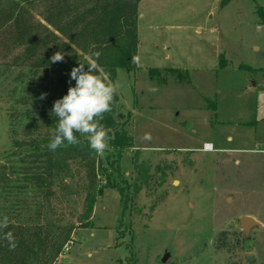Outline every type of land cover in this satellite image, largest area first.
<instances>
[{
	"label": "rangeland",
	"instance_id": "obj_1",
	"mask_svg": "<svg viewBox=\"0 0 264 264\" xmlns=\"http://www.w3.org/2000/svg\"><path fill=\"white\" fill-rule=\"evenodd\" d=\"M67 4L78 17L94 0ZM24 8L78 57L101 52L96 42L106 33L80 36L78 26L61 36L47 22L60 20L48 0ZM261 12L264 0L140 1L139 63L116 69L108 80L115 92L113 109L105 113L132 145L121 153L118 174L98 166L97 186L106 188L93 203L90 223L71 232L72 242L53 264H264ZM44 34L38 29L13 46L0 45V160L13 149L8 120L26 85L22 55ZM34 117L29 111L21 125ZM107 150L115 165V152L107 148L99 154L102 162ZM134 161L147 166L148 179L136 195ZM85 189L83 168L70 164L69 177L58 180L48 205H41L42 215L55 224L83 223ZM23 201L10 208L0 200V216L34 220L39 200L26 195ZM248 216L259 226L245 239L239 220Z\"/></svg>",
	"mask_w": 264,
	"mask_h": 264
},
{
	"label": "trees",
	"instance_id": "obj_2",
	"mask_svg": "<svg viewBox=\"0 0 264 264\" xmlns=\"http://www.w3.org/2000/svg\"><path fill=\"white\" fill-rule=\"evenodd\" d=\"M35 1L0 0L1 47L13 46L38 29L47 33L44 34L42 42L34 43L25 49V55H22L21 59L28 61L26 85L15 101L17 108L12 111L8 120L13 149L0 160V200L3 204L10 208L15 207L24 204L23 197L31 195L33 200H39V207L35 210L34 220L20 219L21 213L17 221L8 219V225L2 231H11L16 247L10 249L8 242L0 239V264H53L61 255L63 247L72 242L71 232L76 228L87 227L90 223L93 203L106 188L104 185L97 186L98 166L104 169L107 167L111 172L118 174L121 153L132 145V139L126 136L125 131L113 128L115 125L108 120L107 112V115L103 114L101 123L107 129V149L115 152V165L108 163L111 157L108 150L105 152L107 155L103 158V163L101 156L89 149L87 141L77 133L74 135L80 139V143L65 142L55 151L48 149L50 134L56 126V117L50 113L52 102L66 93L69 86L67 74L70 69L78 62L85 63L87 60L78 57L67 43L59 42L55 35L48 34L45 26L34 24V19L24 6ZM67 1L48 0L49 12L60 20L59 24L49 19L47 22L61 36H67L69 32L74 33L78 26L80 36H89L95 30L106 33L101 43L96 42L101 50L97 70L107 74L108 80L112 81L116 69H129L137 46L136 18L141 0H94L91 9H87L78 17L77 14L74 17L70 15L75 10L70 11ZM260 16L264 22L263 12ZM94 20L95 29L90 25ZM113 30L115 33L111 35ZM69 39L73 41L72 38ZM56 51L63 52L64 59L53 63L50 57ZM115 52L119 54L113 56ZM42 93L45 94L43 99ZM29 111H33L35 117L29 124L22 126V118ZM18 134L23 137L22 140L16 139ZM73 163H78L83 168L86 181V209L82 216L84 221L74 225L55 224L44 218L41 205H48L54 184L69 177V165ZM133 167L137 179L132 193L136 195L148 180L147 166L134 161ZM108 188L115 189L112 185ZM21 209L22 213L28 211L24 207ZM121 264L135 262L133 259H127Z\"/></svg>",
	"mask_w": 264,
	"mask_h": 264
},
{
	"label": "clouds",
	"instance_id": "obj_3",
	"mask_svg": "<svg viewBox=\"0 0 264 264\" xmlns=\"http://www.w3.org/2000/svg\"><path fill=\"white\" fill-rule=\"evenodd\" d=\"M100 56L99 51H93L85 63L78 62L73 66L67 74L69 86L66 93L52 102L50 113L56 117V126L47 144L50 151H55L65 142L80 143L74 133L83 137L89 149L97 154H103L108 147L107 129L101 121L103 114L111 110L115 88L108 82L107 75L97 70ZM63 59L61 51L54 52L50 57L53 63ZM132 60L139 63L138 57L134 56ZM44 96L42 93L41 98ZM7 225V216H0V239L6 240L8 247L14 249L16 243L11 231H2Z\"/></svg>",
	"mask_w": 264,
	"mask_h": 264
},
{
	"label": "water",
	"instance_id": "obj_4",
	"mask_svg": "<svg viewBox=\"0 0 264 264\" xmlns=\"http://www.w3.org/2000/svg\"><path fill=\"white\" fill-rule=\"evenodd\" d=\"M259 226L258 223H256L254 220H252L251 218L248 217H242L239 220V227L240 229L243 231V235L245 239H248V235L250 230L257 228ZM168 254H165L164 258L167 256ZM163 258V259H164ZM162 259V260H163ZM161 260V261H162Z\"/></svg>",
	"mask_w": 264,
	"mask_h": 264
},
{
	"label": "crops",
	"instance_id": "obj_5",
	"mask_svg": "<svg viewBox=\"0 0 264 264\" xmlns=\"http://www.w3.org/2000/svg\"><path fill=\"white\" fill-rule=\"evenodd\" d=\"M209 146H210V145H209ZM248 218H251L252 220H254L252 217H249V216H248ZM254 221H255V220H254Z\"/></svg>",
	"mask_w": 264,
	"mask_h": 264
},
{
	"label": "built area",
	"instance_id": "obj_6",
	"mask_svg": "<svg viewBox=\"0 0 264 264\" xmlns=\"http://www.w3.org/2000/svg\"><path fill=\"white\" fill-rule=\"evenodd\" d=\"M205 147H206V145H205ZM205 147H204V148H205ZM210 148H211V147H210ZM65 250H66V247H65ZM65 250H64V251H65Z\"/></svg>",
	"mask_w": 264,
	"mask_h": 264
},
{
	"label": "bare ground",
	"instance_id": "obj_7",
	"mask_svg": "<svg viewBox=\"0 0 264 264\" xmlns=\"http://www.w3.org/2000/svg\"><path fill=\"white\" fill-rule=\"evenodd\" d=\"M207 146V145H206Z\"/></svg>",
	"mask_w": 264,
	"mask_h": 264
}]
</instances>
